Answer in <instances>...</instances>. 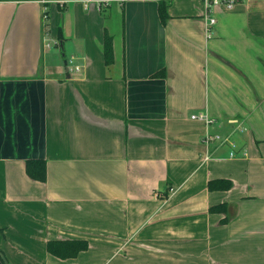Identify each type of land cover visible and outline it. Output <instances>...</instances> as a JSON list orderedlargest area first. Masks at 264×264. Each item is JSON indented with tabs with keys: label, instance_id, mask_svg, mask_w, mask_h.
Returning <instances> with one entry per match:
<instances>
[{
	"label": "crops",
	"instance_id": "1",
	"mask_svg": "<svg viewBox=\"0 0 264 264\" xmlns=\"http://www.w3.org/2000/svg\"><path fill=\"white\" fill-rule=\"evenodd\" d=\"M205 12L203 0H0L7 264H264V0L213 7L208 37ZM205 131L229 140L204 145ZM217 178L231 188L210 191ZM63 239L89 245L60 259L46 243Z\"/></svg>",
	"mask_w": 264,
	"mask_h": 264
},
{
	"label": "trees",
	"instance_id": "2",
	"mask_svg": "<svg viewBox=\"0 0 264 264\" xmlns=\"http://www.w3.org/2000/svg\"><path fill=\"white\" fill-rule=\"evenodd\" d=\"M168 3L165 1H160L158 5V13L162 23H165L168 18ZM58 39L60 42L63 39L61 29L58 30ZM103 55L106 64H110L113 61V51H112V39L110 36H104L103 43ZM164 72L159 71L154 74V76H163ZM25 172L26 174L38 181H44L46 177V164L44 160L41 159H30L25 162ZM232 186V182L228 179H212L208 182V189L213 190H228ZM210 212H223L225 210V204H218L211 207ZM88 248V242L81 239H63V240H51L46 243L47 251L60 259L74 258L79 252L84 251Z\"/></svg>",
	"mask_w": 264,
	"mask_h": 264
},
{
	"label": "built area",
	"instance_id": "3",
	"mask_svg": "<svg viewBox=\"0 0 264 264\" xmlns=\"http://www.w3.org/2000/svg\"><path fill=\"white\" fill-rule=\"evenodd\" d=\"M237 1L238 0H203L205 8H206L204 17H205V20L208 22L205 27L207 37L210 36V32L208 31L209 30L208 25H212L216 22L214 16H212L210 13L212 11V8L215 6H219V5H223L226 8H231ZM69 63H72V58L69 60ZM74 69L77 70L78 69L77 66H75ZM191 118L198 119L204 122V125L206 127L211 126L214 123V119L206 113L194 114L191 116ZM228 140L229 139L227 136H222L218 133H210L208 131H205L203 138H202V143H204V145H209L213 141V142L219 143V145H222L223 143H227ZM232 155L233 153L230 152V156Z\"/></svg>",
	"mask_w": 264,
	"mask_h": 264
},
{
	"label": "rangeland",
	"instance_id": "4",
	"mask_svg": "<svg viewBox=\"0 0 264 264\" xmlns=\"http://www.w3.org/2000/svg\"><path fill=\"white\" fill-rule=\"evenodd\" d=\"M53 50H56L57 51V53L59 54V56L61 57V51H60V49H59V46H53ZM66 53H67V56H69L68 54V51H67V49H66ZM89 245V244H88Z\"/></svg>",
	"mask_w": 264,
	"mask_h": 264
},
{
	"label": "water",
	"instance_id": "5",
	"mask_svg": "<svg viewBox=\"0 0 264 264\" xmlns=\"http://www.w3.org/2000/svg\"><path fill=\"white\" fill-rule=\"evenodd\" d=\"M0 257L2 258V260L4 261V263L7 264L1 253H0Z\"/></svg>",
	"mask_w": 264,
	"mask_h": 264
}]
</instances>
